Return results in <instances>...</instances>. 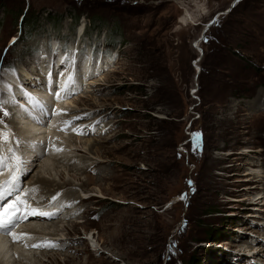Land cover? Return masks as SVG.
Here are the masks:
<instances>
[{
  "label": "rangeland",
  "instance_id": "rangeland-1",
  "mask_svg": "<svg viewBox=\"0 0 264 264\" xmlns=\"http://www.w3.org/2000/svg\"><path fill=\"white\" fill-rule=\"evenodd\" d=\"M234 1L0 0V126L13 138L3 151L32 150L36 135L18 119L24 100L10 95L7 69L42 80L48 56L58 64L53 94L63 74L77 89L47 105L38 140L48 155L16 185L33 189L39 172L55 181L46 192L35 185L28 202L60 204L41 224L54 220L51 231L76 241L18 247L7 264H264V210H254L264 208V182L248 175L264 164V0ZM26 10L34 24L20 35ZM97 18L104 24L91 26ZM61 105L76 110L57 115ZM85 138L99 139L97 148L89 152ZM71 192L88 200L70 203Z\"/></svg>",
  "mask_w": 264,
  "mask_h": 264
},
{
  "label": "bare ground",
  "instance_id": "bare-ground-1",
  "mask_svg": "<svg viewBox=\"0 0 264 264\" xmlns=\"http://www.w3.org/2000/svg\"><path fill=\"white\" fill-rule=\"evenodd\" d=\"M185 22L184 21H182L181 22V24L183 25V26H187V25H185L184 24ZM54 46V45H53ZM62 52V51H61ZM55 53V52H54ZM59 54V53H58ZM51 55V54H50ZM54 55V54H53ZM43 56V55H42ZM45 56H47L46 54L44 55V57ZM60 56V55H59ZM66 56V55H65ZM94 57V56H93ZM58 58V57H57ZM63 59V58H62ZM40 60H42V58L40 59ZM52 60H53V56H52ZM55 60V59H54ZM45 61H47V62H45ZM45 61L42 63V64H40V65H42L41 66V70H39V72L40 73H42L44 76L46 75V77H44L42 80L41 79H37L35 76H31V75H35L36 73H35V71H27V70H25V69H22L21 70V73H20V75H19V77H17L18 75H14L13 73H9V75H7L6 77L8 78V80H10L11 82H12V84H9V82L8 83H6V84H8V86L9 85H11L10 86V89H9V87H8V91H10L11 92V94L10 95H12V93L14 94V95H12V96H18V97H22V101L24 100V103H22V109L21 110H19L18 112H19V115H20V118H18V117H15V116H11V115H9L8 116V118H10V120L8 119V126L7 127H10V130L11 129H13V132L14 131H17L16 129H17V125L19 124V122L20 121H23L24 123H27V124H29V125H31V123H33V125L35 124L36 125V127H35V129L33 128H30V131H33L32 133L34 134V131H35V133H36V135H34V139H33V141L34 142H30V146H29V148H31L32 150H28V151H26L25 153H20L21 154V157H23V159L26 161V165H24V170H23V172H22V175L23 176H25V174L30 170V169H32L33 170V168H35V167H33V165L34 166H36L37 167V161H39L44 155L46 156V155H48L47 153H45V151L47 150H45V151H42L41 150V144H42V141H40V140H38L39 138H41L40 137V135L41 134H43L44 135V133L43 132H41V130H42V128H39L40 127V125L42 126V125H44L45 123H47V121L49 120H47V118H48V108H47V105L49 104V103H52L53 102V100H54V102H56V103H59L60 102V99H64L65 97H67V96H69V95H71L75 90H77V89H75L76 87H74V83H70L69 82V80H68V78L71 76L70 75V73H68V75H66L65 77H63L64 76V74L63 75H61L60 77H61V81H60V83H61V86H60V84H59V88L57 89L58 91L57 92H59V94H60V97L59 98H57V96L55 95V94H53V81H52V79H53V77H54V73H55V71H56V69L58 68L57 67V65L58 64H55V62L54 63H51V61H49V57L47 56V58L45 59ZM61 62V61H60ZM46 63H48V66H44ZM33 72V73H32ZM61 72V71H60ZM63 72V71H62ZM65 74H67V72H65ZM41 75V74H40ZM39 76V75H38ZM72 77V76H71ZM4 78H5V76H4ZM4 81H5V79H4ZM59 81V80H58ZM21 83V85L23 86V88L21 89V90H19V87H18V85H15V84H18V83ZM66 83H68L69 84V87H68V89H67V91H63L62 89H63V87H64V85L66 84ZM56 84V83H55ZM6 86V85H5ZM78 86V85H77ZM4 88V87H3ZM5 89V88H4ZM7 89V88H6ZM24 90H27L28 91V93L26 92V91H24ZM5 92H7V90L5 91ZM30 93V94H29ZM54 93H55V91H54ZM50 95H52V96H50ZM8 98V97H7ZM11 98H13V97H11ZM50 98V99H49ZM9 99V98H8ZM16 99V98H15ZM19 99V98H18ZM28 100V103H26L27 102V100ZM35 100H38V101H40V103L43 105V107H40V106H38V105H36L35 103H34V101ZM21 101V102H22ZM62 101V100H61ZM257 103H260V102H258L257 101ZM20 104V103H19ZM60 105V104H59ZM55 106V105H54ZM51 107V106H50ZM49 107V108H50ZM59 109H61V110H64V112H69V111H75L74 109H72L71 107H70V109L69 108H65L63 105H61V107L59 108ZM60 110V111H61ZM13 111H15V110H13ZM52 111V110H51ZM56 111V110H55ZM63 112V113H64ZM11 113V112H10ZM14 115V114H13ZM16 115H18L17 113H16ZM62 115V114H61ZM71 115V114H70ZM76 116L77 115H75V116H72V117H74V118H76ZM97 117L98 116H96V115H93L92 117H88L87 116V118H93V120L96 122L97 121ZM19 119L20 121L19 122H17V120L16 119ZM64 118H66V117H64ZM67 118L68 119H72L71 117H69V115L67 116ZM66 118V119H67ZM65 119V120H66ZM92 120V119H91ZM86 121H89V120H86ZM23 122H22V124H23ZM80 123V122H79ZM78 124V123H77ZM87 123H85L84 122V126L81 128V129H86V127H85V125H86ZM110 124V123H109ZM25 125V124H24ZM82 125V124H81ZM46 126V125H45ZM87 126V125H86ZM91 126V125H90ZM20 127V126H19ZM88 127V126H87ZM29 128V127H28ZM27 128V129H28ZM78 129V128H77ZM3 130V126H0V132ZM9 130V131H10ZM97 131H98V129H97ZM52 132V131H51ZM92 132H94V129L92 130ZM19 134V133H18ZM49 134V133H48ZM47 134V135H48ZM46 135V134H45ZM84 136V135H83ZM87 136V135H86ZM45 138V137H44ZM82 139V138H81ZM29 140V139H28ZM39 141V143H38V141ZM42 140H44V139H42ZM46 140V139H45ZM10 142H12L13 141V138L11 137V140H9ZM65 141V140H64ZM82 141V140H81ZM96 141H99V139H97V138H95L94 140H92L91 138L90 139H87L86 140V138H85V145L86 146H88V151L89 152H91L92 151V149H94V148H97V147H95V146H97V143H96ZM101 141V140H100ZM84 142V141H83ZM41 143V144H40ZM44 143V142H43ZM10 143H4L2 140H0V147H2L3 148V150H5V148H4V146H10L9 145ZM47 144V143H46ZM33 145H34V147H33ZM50 145V144H49ZM43 146V145H42ZM51 146V149H52V145H50ZM56 146V148H58L57 147V145H55ZM71 146V145H70ZM15 146H13V148H14ZM28 147V146H27ZM55 148V147H54ZM42 149H44V148H42ZM64 149V148H63ZM27 150V149H26ZM52 151H53V153H52ZM52 151H51V153H52V156H57L56 155V153H55V149H52ZM55 153V154H54ZM58 154H59V152H57ZM64 154H65V152H63ZM19 154V155H20ZM61 154H59V156H60ZM35 156V157H34ZM51 156V157H52ZM92 159V158H91ZM69 160V159H68ZM96 160V159H95ZM92 161V160H91ZM89 162V161H88ZM90 163V162H89ZM96 164V163H95ZM25 166H26V168H25ZM255 166L256 165H253V168H255ZM259 166V165H258ZM258 166H256V167H258ZM87 168V167H86ZM84 169V168H83ZM258 169H259V167H258ZM264 169V164L262 165V168L260 169V171L258 170H256V169H251V172L250 173H248V175H250V176H253V178H255V179H257V178H260L261 176H262V178L260 179V182H264V173L262 174V172H261V170H263ZM71 170V169H70ZM83 171V170H82ZM88 171V170H87ZM28 174V173H27ZM26 174V175H27ZM84 174V173H83ZM9 175H10V173L8 172L7 173V171H5V173H4V175L3 176H0V180H6V179H8V177H9ZM21 177V176H20ZM27 178V177H26ZM32 180H35V181H33L34 182V184L33 185H30V187H33V188H36V186L35 185H37V186H39V187H42V189H45V192H46V190L47 189H49L50 187H54V186H57V185H55V181H51V180H49V179H46L43 175H42V173H38L34 178H32ZM253 181L254 179H251L250 178V181ZM64 185H65V187H69V186H73L72 185V183H67V182H65L64 183ZM83 186H85V185H83ZM23 187V186H22ZM59 188H61V186L60 187H58L57 189H55V191L56 190H60ZM252 188V187H251ZM253 188H257V187H255V186H253ZM70 190H72L73 191V188L72 189H70ZM41 191V190H40ZM44 191V190H43ZM42 191V192H43ZM68 191V190H67ZM70 192V191H69ZM71 193H73V192H71ZM102 193V192H101ZM17 194V193H16ZM30 194L32 195V197H33V193H31L30 192ZM30 194H28V197H27V199H32L31 198V195ZM50 194H51V191H50ZM42 196H45L46 195V197H47V194H41ZM64 195V194H63ZM66 195V194H65ZM54 196V195H53ZM62 197V196H61ZM66 197V196H65ZM64 197V198H65ZM263 197H264V195H263ZM263 197H259L258 199H256V198H254L253 199V202H260V200H262V198ZM63 198V199H64ZM87 198V197H86ZM85 198V199H86ZM40 199V198H39ZM59 199H61V198H59ZM85 199H83L80 195L79 196H76L75 195V192L73 193V194H71V198L69 197H67V200H69L70 201V203H71V201L72 202H78V201H80V202H83L82 200H85ZM49 200V199H48ZM62 200V199H61ZM86 200H88V198L86 199ZM241 200H244V201H248V199H246V198H242ZM60 201V200H59ZM63 201V200H62ZM65 202H66V200H65ZM65 202L64 203H62V205L61 206H63V205H65ZM68 202V201H67ZM252 203V202H251ZM44 204V203H43ZM56 204V203H55ZM260 204H264V202H261ZM45 205V204H44ZM52 205V204H51ZM59 206H60V204H59ZM59 206L57 207V205H52V208L53 209H46V208H44V207H37V208H39V209H41V210H44V211H48V212H55L56 213V215L57 216H59L58 214L59 213H62V209H60L59 208ZM254 210H258V211H263L264 210V208H259V207H256V208H254ZM59 211V212H58ZM55 215V216H56ZM252 217H260V215H257V214H254V215H251ZM32 217V220H30V221H27V222H24V223H22V224H19V227H17L16 229H15V231H16V233L17 234H21V233H28L31 237H35V238H31V239H27V238H24L23 240H18V241H13V239L12 238H10L9 237V235H6V234H3V233H0V264H7L6 262H8V261H10V260H12L13 259V256L16 254L17 255V253H19V249H18V247H29L30 245H37V244H42L43 243V241H41V239H39V238H43V237H37L36 235H38V234H42V235H45V236H51L52 237V240H53V242H55L57 245H58V243L59 242H62L63 241V243H61L62 245H61V248H64V250L66 249V248H70V245H72L73 243L72 242H74V240L76 241V239H74L73 241H72V235H69L68 234V232H67V234H59L60 232H59V230L58 229H55V230H53V231H51V228L53 227H55V223L53 222L54 220H50L51 222H50V224H47V226L48 227H46V229L48 228L49 230H50V232H48V234L46 233V229L44 228L45 226H44V221L46 220V219H53V217H51V218H49V217H43V216H31ZM263 218H264V215H263ZM41 222H44V223H42L41 224ZM61 223V222H60ZM58 227V226H57ZM44 228V229H43ZM59 228V227H58ZM73 229H75V227L73 228ZM76 232V231H75ZM44 240V239H43ZM51 241V240H50ZM46 242V241H45ZM69 243V244H68ZM31 247V246H30ZM33 248H36V247H33ZM38 248V247H37ZM52 248V247H51ZM15 251H16V253H15ZM20 251H22V250H20ZM260 251H262V249L260 250ZM31 252V249H30V251H29V253ZM241 252V251H240ZM28 253V252H27ZM82 253H83V251H82ZM245 254V253H244ZM253 262H255V261H252L251 259H248V260H243L242 258H241V260H240V262H238V263H236V264H253ZM53 264V263H52ZM257 264V263H256ZM259 264V263H258Z\"/></svg>",
  "mask_w": 264,
  "mask_h": 264
},
{
  "label": "snow or ice",
  "instance_id": "snow-or-ice-1",
  "mask_svg": "<svg viewBox=\"0 0 264 264\" xmlns=\"http://www.w3.org/2000/svg\"><path fill=\"white\" fill-rule=\"evenodd\" d=\"M69 59V57H66ZM15 74V69H7ZM3 70H0V75H2ZM70 83H74V78H68ZM10 89V85L8 86ZM69 84L66 83L63 87V91H67ZM57 98L60 97L59 92L55 94ZM34 103L40 107L43 105L40 101L35 100ZM61 111H58L56 114L60 115ZM4 115H7L5 112ZM79 119V117H77ZM66 125L70 124L71 121H66ZM63 130V129H62ZM199 137V134H195ZM0 140L4 143H9V134L6 132H0ZM21 141L17 140L16 144L19 145ZM34 147V145H33ZM53 147H55L53 145ZM56 152L63 151L62 148H55ZM18 150L15 148H8V152L5 153L3 148L0 147V176H3L5 171L9 172L10 175L6 180H0V233L9 235L12 237L13 241L23 240L24 238L31 239L32 237L28 233L17 234L15 229L19 227V224L28 219L29 216H43V217H53L56 215L55 212H48L41 210L39 208L33 207L28 202L29 192H36L38 189L33 188L28 191L23 189H17L16 185L20 182V176L24 170V165L26 161L17 154ZM189 183H191L189 181ZM13 191H16L17 194L11 200L7 197L12 196ZM22 193V194H21ZM186 196L182 195L181 199H185ZM57 197H53L52 200L55 201ZM32 247H59L55 242L46 241L42 244L32 245Z\"/></svg>",
  "mask_w": 264,
  "mask_h": 264
},
{
  "label": "trees",
  "instance_id": "trees-1",
  "mask_svg": "<svg viewBox=\"0 0 264 264\" xmlns=\"http://www.w3.org/2000/svg\"><path fill=\"white\" fill-rule=\"evenodd\" d=\"M74 19H76L75 21H76V23H78V21H79V17H75V18H73V21H74ZM28 20V16H27V10L21 15V21H20V23H19V26L21 27V31H20V35H23V33H25L24 31H25V29H27V28H29L30 27V29L32 28V25L34 24V22L33 21H27ZM55 22H54V24L55 25H58V26H60V24H61V22H62V20L60 21V20H54ZM89 22H90V24H92L91 26H95L96 25V23L97 22H99L100 24L99 25H103L104 24V22H103V20H101L100 18H97V19H91V20H89ZM29 32L31 33V30H29ZM111 32H113L114 34H116L117 33V29H112V31ZM118 35V34H117ZM198 149H199V146H198Z\"/></svg>",
  "mask_w": 264,
  "mask_h": 264
},
{
  "label": "water",
  "instance_id": "water-1",
  "mask_svg": "<svg viewBox=\"0 0 264 264\" xmlns=\"http://www.w3.org/2000/svg\"><path fill=\"white\" fill-rule=\"evenodd\" d=\"M240 0H236V1H234L235 2V5L239 2ZM233 8H231L230 10H229V12L232 10ZM228 13V12H227ZM226 13V14H227ZM221 14H223V13H221ZM214 19H216V18H214Z\"/></svg>",
  "mask_w": 264,
  "mask_h": 264
}]
</instances>
